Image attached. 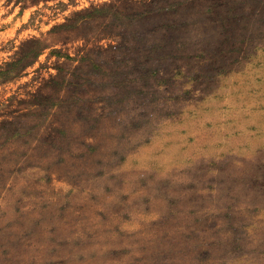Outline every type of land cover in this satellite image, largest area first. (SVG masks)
Masks as SVG:
<instances>
[{
  "label": "rangeland",
  "instance_id": "1",
  "mask_svg": "<svg viewBox=\"0 0 264 264\" xmlns=\"http://www.w3.org/2000/svg\"><path fill=\"white\" fill-rule=\"evenodd\" d=\"M0 264H264V0H0Z\"/></svg>",
  "mask_w": 264,
  "mask_h": 264
}]
</instances>
